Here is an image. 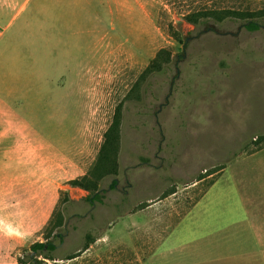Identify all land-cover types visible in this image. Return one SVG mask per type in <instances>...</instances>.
<instances>
[{"label":"rangeland","instance_id":"obj_1","mask_svg":"<svg viewBox=\"0 0 264 264\" xmlns=\"http://www.w3.org/2000/svg\"><path fill=\"white\" fill-rule=\"evenodd\" d=\"M9 2L0 264L27 261L63 208L44 264H264V18L258 31L186 20L264 0ZM161 51L170 62L147 74ZM104 147L116 174L91 204L70 183L92 178Z\"/></svg>","mask_w":264,"mask_h":264},{"label":"trees","instance_id":"obj_2","mask_svg":"<svg viewBox=\"0 0 264 264\" xmlns=\"http://www.w3.org/2000/svg\"><path fill=\"white\" fill-rule=\"evenodd\" d=\"M260 18H264V10L259 12H241V11H230V10H222V11H206V12H199L193 15L186 17V20L191 24H200L202 22H209L214 21L217 23H222L227 20H236V21H243L245 23L246 28L249 31H258L260 29V25L258 20ZM171 60V55L167 51H161L157 58L153 61L152 65L149 69H147L146 73H154V72H161L165 65H167ZM110 137L113 139V142L116 141L118 137V122L115 123L113 128L108 133V140ZM113 154L116 155L115 149L112 150ZM116 160L115 158L111 157V155L106 151L105 147L102 150L100 158L97 162V166L95 167L94 174L92 178H84L82 180H75L70 183V186L73 188H81L87 192H90V196L87 200L88 203H95L97 201L103 200V195L100 193V185L99 182L106 176H112L116 174ZM117 184L116 181L113 182L111 185V189L115 188ZM65 201H70L69 193H64ZM64 208L53 215L52 219L50 220L49 224L47 225L45 232H46V242L44 243H37L31 247L30 252L26 256L27 261L21 260L20 264H44L45 260H54L53 254L57 250V246L51 238L60 239L62 241L63 236L59 233L64 227V215H63ZM87 240V247L85 250L89 249L90 242H94L95 239L91 235L86 236ZM43 258V260H40Z\"/></svg>","mask_w":264,"mask_h":264},{"label":"crops","instance_id":"obj_3","mask_svg":"<svg viewBox=\"0 0 264 264\" xmlns=\"http://www.w3.org/2000/svg\"><path fill=\"white\" fill-rule=\"evenodd\" d=\"M4 2H2V4H0L1 5V7H0V9L1 10H6V8H11V6H13L10 2H9V0H3ZM21 10H22V8H20V10L17 12V14H19L20 12H21ZM1 14V13H0Z\"/></svg>","mask_w":264,"mask_h":264}]
</instances>
